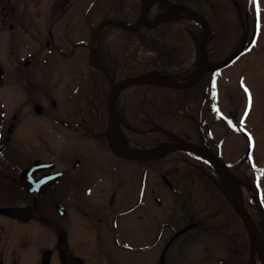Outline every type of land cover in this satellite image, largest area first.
I'll return each instance as SVG.
<instances>
[{"label": "flooded vegetation", "instance_id": "af4514ba", "mask_svg": "<svg viewBox=\"0 0 264 264\" xmlns=\"http://www.w3.org/2000/svg\"><path fill=\"white\" fill-rule=\"evenodd\" d=\"M253 1H245L241 7L238 0H232L238 16L231 25L233 31L243 28L239 18L244 12L255 28L257 9ZM12 2L0 0V264H157L156 248L162 240L165 255L170 245L194 226L187 224L167 238L164 226L156 236V205L161 204L155 184L156 162L127 159L112 151L108 136L109 81L108 94L102 95L104 102L86 101L71 111V96L63 99L57 91L44 86V81L52 79L59 68L57 20L32 30L25 14L12 8ZM173 4L179 3L159 1L158 7L169 9ZM163 12L159 9L158 14ZM253 31L250 42L248 35L243 38L246 48L257 43V32ZM237 44L231 43L236 58L244 54L236 50ZM89 77L91 87L100 74ZM170 80L186 82L182 78ZM136 87L133 84L119 91L118 132L136 143L138 150L151 149L154 147L143 146L130 136V132H146L135 125ZM153 119L151 115L149 120ZM171 135L174 140L164 143L185 139ZM71 137L85 140L72 153ZM185 140L208 147L220 156L205 139ZM176 152L181 153L183 162L196 167L222 190L220 178L209 165L200 159L194 161L192 155L186 157L190 153L187 149L170 154ZM200 157L220 172L215 164ZM221 158L238 176L232 169L234 163ZM160 177L165 192L178 194L185 210L189 187L184 192L169 177ZM240 179L243 185L258 191L255 178ZM207 188L211 186L204 188L209 192ZM29 255L34 256L28 261ZM160 264H166L163 257Z\"/></svg>", "mask_w": 264, "mask_h": 264}, {"label": "rangeland", "instance_id": "374dc122", "mask_svg": "<svg viewBox=\"0 0 264 264\" xmlns=\"http://www.w3.org/2000/svg\"><path fill=\"white\" fill-rule=\"evenodd\" d=\"M107 2L108 0H13L12 2V8H16L25 14V19L32 30L39 28L41 25L45 28L47 24H51V21L57 20L55 45L60 49L57 58L59 68L52 79L44 81V86L49 90L57 91V96H61L63 99L71 96V111H74L76 106L87 103L86 101L89 103L90 97L96 103L104 102L102 98L105 95L103 93H99L98 97L95 98L92 95L90 96L92 87H90V83L92 81H88V78H90V74L94 73L90 64V44L97 24L105 18V11L109 8ZM188 2L191 8L204 14L211 25L212 35L207 53L210 58H214V60H210L212 69L216 67V60L218 59L222 60L221 63L228 62L224 69L216 71L218 76L216 79L215 101H210L201 110L204 126L211 130L208 144L211 147L213 146L215 151L229 164L239 163L241 169L245 171L247 167L244 163L251 166L248 174L254 172V184L258 192L254 191L251 185L252 188L243 185V199L244 204L247 203L245 208L260 231L264 250V226L261 227L256 222L255 213L248 205L250 201H257L261 207H264V0L253 1V4L256 2L254 8L259 9L255 15V28L251 27V19L244 12L240 19L244 26L243 28L239 27L236 31L231 28V25L236 22V18L238 19L232 0H188ZM238 2L242 5L243 1L239 0ZM179 4L183 3L180 2ZM158 6V2L150 5V23H153L158 16ZM109 12L110 14L107 17H112V8ZM183 14L184 12L177 11L173 16ZM189 18L190 22L198 23L190 15ZM133 23L127 22V24ZM254 29L258 31L257 43L249 44L246 48L243 38L248 35L247 42H250ZM204 33L205 30L202 27L200 43L194 44V55L188 65L190 73L181 77V81H188L197 73L200 62V44ZM240 38H242V41L237 44L236 50H239V53L243 50L244 54L236 58V54L231 52V50L233 51L231 43L234 41L239 43ZM43 45L45 47V40ZM229 54L231 55L228 56ZM98 56L100 58L99 53ZM98 80L99 83L103 84L101 86L104 87L102 75ZM95 81L97 80L95 79ZM245 88L249 90L252 96L251 108L248 107V92L245 91ZM121 92H124V89ZM197 106V103H193L191 110L196 111ZM214 107L217 109L214 110ZM216 113L220 118L217 117ZM78 118H75V120ZM75 136L80 137L78 134ZM125 139L131 148L138 150L136 143L130 139ZM84 142L83 137L82 140L71 137V153L78 151L79 143ZM81 146L84 148L83 145ZM191 154L194 161L200 159L204 164L209 165L212 172L220 178L223 191L220 187L219 190L230 196L229 190L224 187L225 179L223 175L193 151ZM157 172L156 168L155 184L157 197L160 198L161 204L157 203L156 205V236H158L161 229H164V226H166V238L168 236L172 237L176 231L187 224L194 226L177 238L170 245L165 255H163L164 240H162L156 248L157 264H160L162 257L166 264H221L220 260L223 259L232 260L234 257L238 260L245 257L247 252L244 232L237 224L235 226L238 231L234 228V232H227L226 224L232 216L231 210L229 211L220 203V195H217V199L213 198L211 200V191L204 190L207 187L205 179L187 177L182 179L178 186L183 191L187 190L185 189L186 186L191 190L190 195L194 200L190 204L193 213L191 219L190 216H187V205L185 210L182 209L178 196L165 192L167 189ZM215 190L216 188H213L212 192ZM178 205L180 206L177 207ZM187 220L189 223L186 222ZM223 226V230L216 235L214 230L218 227L222 229ZM35 242H33V245ZM250 248V260L247 264H253L257 261L263 264L258 252L251 246V243ZM33 256L29 255L28 261ZM247 259H249L248 255ZM123 260L126 261L125 258Z\"/></svg>", "mask_w": 264, "mask_h": 264}, {"label": "trees", "instance_id": "16d2710c", "mask_svg": "<svg viewBox=\"0 0 264 264\" xmlns=\"http://www.w3.org/2000/svg\"><path fill=\"white\" fill-rule=\"evenodd\" d=\"M175 1L191 7L188 0ZM242 1L241 7H243V3L247 0ZM97 3L102 4L101 2ZM107 3H109V8L105 11V17L109 16V10L112 8L113 18L120 19L124 22H137L141 13L140 0H108ZM159 9L164 12L168 10L166 6L160 7ZM202 15L204 16V14ZM201 35L202 25L200 23L190 22L188 15L169 18L168 20L162 21L156 27L148 28L142 26L135 32L125 31L117 25L111 24L105 27L100 34L97 41V51L103 65L116 80L150 71H156L174 80L190 73L188 65L194 55V44L200 43ZM241 41L242 38L239 39V44ZM211 59L214 60V58H210L209 56V69L203 78L188 89H173L148 81L135 84L138 90V100L135 102L133 112L136 120L135 125L137 129L145 130L146 132H130V136L146 147H158L164 144V142L174 140L171 134H176L185 139L198 142H201L202 139L208 141L211 130L204 126L205 123L202 120L201 110L210 101H215L216 79L218 76L216 71L224 69L228 64L227 61L225 64L221 63L222 60L218 59L216 60V67L212 69ZM92 71L102 75L104 87L101 86L103 84L99 83L98 79H96L97 81L94 79L90 96L92 95L95 98L98 97L97 95L99 93L107 96L109 90L108 78L97 68L92 67ZM89 102L96 104V101L92 97H90ZM193 103L198 104L196 111L191 110ZM151 115L154 117L153 120H149ZM217 117H219L218 114ZM151 128L153 130L147 132ZM180 154L176 152L155 160L158 175L161 176V174H164L169 177L174 186H179L182 179L187 177H201L205 179L207 186H211V188H207V190L211 191V200L213 198L217 199V195H220V203L229 211L231 210L232 216H230L226 224L227 232H234V228L238 231V228L235 226L237 224L241 227V230L244 232L242 233L245 236L247 252L245 257L238 260L234 259V257L232 260L223 259L220 260V263L247 264L251 252L250 242L248 240L249 236L231 201L217 188L212 192L213 187L215 188L213 182L196 167L189 165L187 162H183V157ZM185 156L190 157L189 153ZM244 165L247 167L246 171L241 169L239 163L233 164L232 169L243 180H246V178H255L253 171L250 172V175H247L251 166L247 163H244ZM178 199L183 200L180 196H178ZM187 200L186 212L188 216H192L193 213L190 204L193 202V198L190 193L188 194ZM248 205L255 213L256 222L263 227L264 214L262 210L253 201H250ZM221 228L218 227L214 230L216 235L223 230L224 226ZM239 232L241 231L239 230ZM247 255L249 259H247Z\"/></svg>", "mask_w": 264, "mask_h": 264}, {"label": "water", "instance_id": "95a60500", "mask_svg": "<svg viewBox=\"0 0 264 264\" xmlns=\"http://www.w3.org/2000/svg\"><path fill=\"white\" fill-rule=\"evenodd\" d=\"M159 1L165 2V0H159ZM140 6H141L140 16L137 22L133 24H127L124 21L117 19V18H113V17L103 18L96 26L93 32L92 42L90 44V54H91L90 64L93 67H96L99 70H101L107 76L108 81L110 83V91H109V96H108V113H109L108 136H109L110 147L112 151L118 156L124 157L127 159H134V160H146V161L147 160H158V159H161L167 156L168 154L174 151L186 150V149H192L196 153L209 159L213 164H215L218 167V169L220 170L223 177L227 180V182L230 183L234 196L233 198H229V199L248 232L251 246L255 248V250L258 252V255L260 256L264 264V250L259 245V239L255 231V228L253 226V223L251 221V218L249 217L245 206H243L238 201L237 187H238V182H241V179H239V177H237L231 171V169L227 166L226 162L220 156H218L212 149L205 147L203 145L197 144V143L187 141L185 139L177 138L178 141L176 142L166 143L156 148H151V149H146V150L144 149L134 150V149L128 148L125 151H122L117 146H115L111 138L114 132H118V123H117L118 117H117V112H116V100H117L119 91L121 89L129 85L136 84L139 82H144V81H153V83L155 84L168 87V88H173V89H188L194 86L195 84H197L203 78V76L206 74V72L209 69V57L207 55V46H208L209 40L212 35V28H211L209 21L207 20L205 16H203L200 12H198L197 10L191 7L180 5V4H173L167 11L159 15V17L157 18L155 22L150 23L149 18H148L149 11H150V5L148 3V0H141ZM177 11L184 12L185 14L190 15L191 17L195 18L199 23H201L204 26L205 33H204L202 42L200 44V64H199V69L196 75L188 82L179 83V82L168 79L167 77H165L164 75L156 71H150V72L137 74V75L130 76V77L116 81L115 78H113L111 74L109 73V71L105 68L103 63H101V60L96 50V42L102 30L111 24H115L119 28L125 31H130V32L138 31L142 26H145L148 28L156 27L162 21L167 20L170 17H173V14Z\"/></svg>", "mask_w": 264, "mask_h": 264}, {"label": "bare ground", "instance_id": "6f19581e", "mask_svg": "<svg viewBox=\"0 0 264 264\" xmlns=\"http://www.w3.org/2000/svg\"><path fill=\"white\" fill-rule=\"evenodd\" d=\"M158 1L159 0H148V3H149V5H151V4H154V3L158 2ZM112 140H113L114 144L121 150H126L128 148H131L130 145L128 144V141H126L125 137L120 132H114L112 134ZM224 187L229 190V195H230L231 198H233L234 195H233V191H232L231 185L226 180L224 182ZM243 192H244L243 184L241 182H238V187H237L238 201L244 206ZM247 213H248L249 217L251 218V221H252L253 226L255 228V231L257 233V236H258V239H259V245L263 248L260 231L258 230L255 222L253 221V219H252V217H251V215L249 214L248 211H247ZM253 264H261V262L257 261V262H255Z\"/></svg>", "mask_w": 264, "mask_h": 264}, {"label": "snow or ice", "instance_id": "6c2138e0", "mask_svg": "<svg viewBox=\"0 0 264 264\" xmlns=\"http://www.w3.org/2000/svg\"><path fill=\"white\" fill-rule=\"evenodd\" d=\"M257 11H259V9H257ZM245 91L248 92V107L251 108V106H252V96H251V93L249 92V90L247 88H245Z\"/></svg>", "mask_w": 264, "mask_h": 264}]
</instances>
